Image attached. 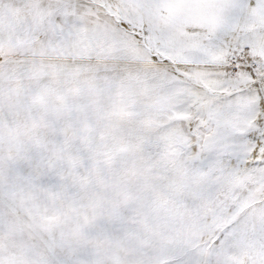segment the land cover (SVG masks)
<instances>
[{
	"label": "snow or ice",
	"instance_id": "obj_1",
	"mask_svg": "<svg viewBox=\"0 0 264 264\" xmlns=\"http://www.w3.org/2000/svg\"><path fill=\"white\" fill-rule=\"evenodd\" d=\"M0 264H264V0H0Z\"/></svg>",
	"mask_w": 264,
	"mask_h": 264
}]
</instances>
